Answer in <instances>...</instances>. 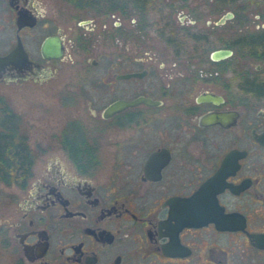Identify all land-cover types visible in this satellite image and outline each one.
<instances>
[{"label": "flooded vegetation", "instance_id": "obj_1", "mask_svg": "<svg viewBox=\"0 0 264 264\" xmlns=\"http://www.w3.org/2000/svg\"><path fill=\"white\" fill-rule=\"evenodd\" d=\"M204 5L157 38L135 14L103 24L108 54L79 57L94 18L70 38L47 0H0V172L21 176L0 181V264H264V106L247 97H264V21Z\"/></svg>", "mask_w": 264, "mask_h": 264}, {"label": "rangeland", "instance_id": "obj_2", "mask_svg": "<svg viewBox=\"0 0 264 264\" xmlns=\"http://www.w3.org/2000/svg\"><path fill=\"white\" fill-rule=\"evenodd\" d=\"M50 11H51V17L54 19V25L58 26L60 25L64 32H66L67 37H73L78 30V32L81 30V28L76 26V20L79 18H94L95 23V28L91 31V35L93 36V44L90 47V50L85 52V51H79L78 55L79 57H85V56H102V55H107L108 50L110 49L109 44L111 42L109 41H104V38L101 37L102 31H103V24H107V27L111 26L115 20L121 19L123 25H128L129 18L131 16H126V15H121L120 12H116L113 16L112 15H104V14H94L91 11H86L83 10L82 8L76 7L75 4L72 2H69L67 0H47ZM184 2H181L183 4V11L177 12L175 9L171 7V4H165L164 2L154 0L151 1L150 4L148 5V11L145 15L146 18V23L150 24L152 28L149 31V36L155 38L157 34V30L155 28L161 27L163 24L167 22H173V19L178 17L179 15L182 16L183 13H189V10L196 9L197 13L198 12H204L202 10H205L206 7L204 3H207V0H183ZM256 1V0H255ZM181 3L179 2V6L181 7ZM185 3V4H184ZM204 5V6H203ZM213 6V5H211ZM231 6V5H230ZM231 7H234L238 10L239 13L243 14V19L247 18L249 19V22H247L244 30L248 31H253L256 29L257 25L261 24L262 20L257 19V17L254 15L256 12L262 11L264 13V8H260L261 6H256L255 3L251 0H234L233 4ZM199 8V9H198ZM243 8V10H242ZM257 8V9H256ZM200 13V21L198 23V26L202 27L204 25V20L206 17H208L207 13L201 14ZM141 15L140 13L135 14L136 17ZM53 24V22H52ZM234 24L233 22L230 23L229 25ZM53 25V26H54ZM155 25V26H154ZM228 25V26H229ZM54 26V28L56 27ZM227 26V27H228ZM230 27V28H229ZM228 29H234L236 26L232 25L229 26ZM157 38V37H156ZM109 45V46H108ZM120 45L117 46H112L113 51L116 54H121L122 49L119 47ZM119 56V55H118ZM264 75V74H263ZM9 94V97L12 99H15V101H18L17 99V94L13 91H11ZM244 97L246 96L245 94L243 95ZM248 97V102L255 104V106H264V97L261 98H254V96L247 95ZM57 99V98H56ZM52 99L49 101L51 105L53 103L56 104L57 100ZM55 101V102H54ZM84 103V102H83ZM69 106V105H67ZM78 106V104H77ZM29 109L32 111L35 109V106H28ZM39 122L40 124L41 121H36ZM38 125L39 128L42 127V125ZM36 126V125H35ZM37 126V127H38Z\"/></svg>", "mask_w": 264, "mask_h": 264}, {"label": "trees", "instance_id": "obj_3", "mask_svg": "<svg viewBox=\"0 0 264 264\" xmlns=\"http://www.w3.org/2000/svg\"><path fill=\"white\" fill-rule=\"evenodd\" d=\"M75 4L76 7L82 8L83 10L91 11L94 14H104L109 15L111 13L120 12L121 15H134L140 13L137 18L144 19L146 21L145 15L147 13L148 5L151 1L154 0H67ZM163 1V0H158ZM254 2L256 6H261L260 8H264V0H251ZM234 0H227V6H232ZM259 45L264 48V42H257ZM260 86L259 88H261ZM261 90V89H260ZM264 90L258 92L259 95H262ZM4 151H9V148H6ZM14 159H7L5 156L0 158V164L2 167L9 169L14 166ZM20 175L17 174H7L5 171L0 172V181L6 180H17Z\"/></svg>", "mask_w": 264, "mask_h": 264}, {"label": "water", "instance_id": "obj_4", "mask_svg": "<svg viewBox=\"0 0 264 264\" xmlns=\"http://www.w3.org/2000/svg\"><path fill=\"white\" fill-rule=\"evenodd\" d=\"M231 14L230 13H227L225 16H223L219 22H224V20L228 17H230ZM55 45L53 42H52V39L48 38L45 40L44 44H43V50L45 51L46 48H48V46H53ZM55 51L57 52L56 48H55ZM56 52H53L54 55H57ZM230 54V50H220V51H217V52H214L213 55L214 57H217L219 55H228ZM147 102L149 101L147 98H144V97H139V98H136L134 100H131V101H126V100H117L115 102H113L111 105H110V108L108 109L109 110H115V109H119V108H123L125 106H130V105H133V104H136V103H139V102Z\"/></svg>", "mask_w": 264, "mask_h": 264}]
</instances>
